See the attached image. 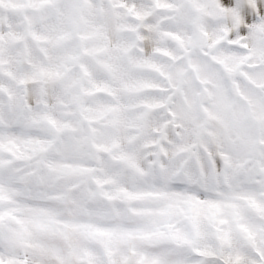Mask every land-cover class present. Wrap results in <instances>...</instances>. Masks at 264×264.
Returning a JSON list of instances; mask_svg holds the SVG:
<instances>
[{
	"label": "snow or ice",
	"instance_id": "snow-or-ice-1",
	"mask_svg": "<svg viewBox=\"0 0 264 264\" xmlns=\"http://www.w3.org/2000/svg\"><path fill=\"white\" fill-rule=\"evenodd\" d=\"M0 264H264V0H0Z\"/></svg>",
	"mask_w": 264,
	"mask_h": 264
}]
</instances>
